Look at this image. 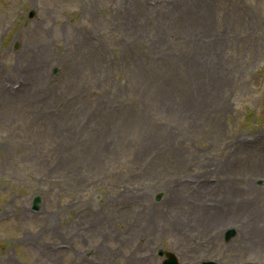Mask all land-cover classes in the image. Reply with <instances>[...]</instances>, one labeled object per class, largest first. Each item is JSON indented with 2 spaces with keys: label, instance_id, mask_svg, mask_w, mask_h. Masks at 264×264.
<instances>
[{
  "label": "rangeland",
  "instance_id": "374dc122",
  "mask_svg": "<svg viewBox=\"0 0 264 264\" xmlns=\"http://www.w3.org/2000/svg\"><path fill=\"white\" fill-rule=\"evenodd\" d=\"M0 72V264H264V0H0Z\"/></svg>",
  "mask_w": 264,
  "mask_h": 264
},
{
  "label": "bare ground",
  "instance_id": "6f19581e",
  "mask_svg": "<svg viewBox=\"0 0 264 264\" xmlns=\"http://www.w3.org/2000/svg\"><path fill=\"white\" fill-rule=\"evenodd\" d=\"M205 52V46H203V45H198V46H196L195 47V50H193V49H189V54H190V56L192 57V54H193V58L194 59H196V60H198L199 59V55H201L202 53H204ZM139 69V68H138ZM193 72H194V75L195 76H197L196 74H195V69H193ZM140 73H141V75H140V79H141V81L142 82H144L145 81V75H142V70L140 71ZM258 153H260V154H263L264 155V147L263 148H261L260 150H259V152ZM227 184V180H225V181H222V183H221V189L224 187V185H226ZM233 187H234V184L232 185ZM232 186H230L229 188H231V192H234V193H238V191H236V190H233V188H232ZM206 187L207 188H205V189H207L208 191L212 188H214L215 187V185H213V184H206ZM177 191V190H176ZM203 192H204V189H203ZM186 194H188V192L186 191ZM182 196H183V193L181 194ZM178 196H179V194H178ZM203 197V195H202V193H201V195H200V199ZM184 209H182V211H183ZM207 210V209H206ZM216 212V214H215V217H214V219H213V224H215V225H218L219 224V222H220V220L222 219V218H226V216H225V214H224V212H222V210H217V211H215ZM226 226H228V224H226Z\"/></svg>",
  "mask_w": 264,
  "mask_h": 264
},
{
  "label": "water",
  "instance_id": "95a60500",
  "mask_svg": "<svg viewBox=\"0 0 264 264\" xmlns=\"http://www.w3.org/2000/svg\"><path fill=\"white\" fill-rule=\"evenodd\" d=\"M168 264H177V263L176 262H172V263H168ZM203 264H216V263L208 262V263H203Z\"/></svg>",
  "mask_w": 264,
  "mask_h": 264
}]
</instances>
